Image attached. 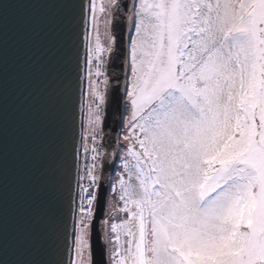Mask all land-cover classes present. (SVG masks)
<instances>
[{
	"label": "snow or ice",
	"instance_id": "snow-or-ice-1",
	"mask_svg": "<svg viewBox=\"0 0 264 264\" xmlns=\"http://www.w3.org/2000/svg\"><path fill=\"white\" fill-rule=\"evenodd\" d=\"M79 43L89 147L75 138L61 264H264V0H89Z\"/></svg>",
	"mask_w": 264,
	"mask_h": 264
},
{
	"label": "water",
	"instance_id": "water-1",
	"mask_svg": "<svg viewBox=\"0 0 264 264\" xmlns=\"http://www.w3.org/2000/svg\"><path fill=\"white\" fill-rule=\"evenodd\" d=\"M81 2L89 0H0V264H61L64 258L73 146L85 119L87 79L75 85ZM117 33L124 34L120 25ZM113 68L120 71L118 58ZM123 117L114 95L103 123L108 152L117 150ZM118 163L105 165L103 191Z\"/></svg>",
	"mask_w": 264,
	"mask_h": 264
},
{
	"label": "rangeland",
	"instance_id": "rangeland-1",
	"mask_svg": "<svg viewBox=\"0 0 264 264\" xmlns=\"http://www.w3.org/2000/svg\"><path fill=\"white\" fill-rule=\"evenodd\" d=\"M96 3L97 5L99 4H105L107 5L109 3V0H96ZM97 20L99 22V30H100V34H101V40L103 42V39H104V16L103 14H100L99 12H97ZM95 33L93 32L91 35H90V41L93 39ZM102 79V78H101ZM92 80H95V77L92 78ZM90 84H91V80H88L87 79V89H86V96H85V99H86V104H85V120H84V131H83V136H84V145L85 147H89L88 145V136H89V126H88V112H89V109L92 105V97L90 95ZM102 87V85H101ZM126 129H124L125 131ZM121 142L124 143V141L121 139ZM97 143H99V140L97 141Z\"/></svg>",
	"mask_w": 264,
	"mask_h": 264
},
{
	"label": "bare ground",
	"instance_id": "bare-ground-1",
	"mask_svg": "<svg viewBox=\"0 0 264 264\" xmlns=\"http://www.w3.org/2000/svg\"><path fill=\"white\" fill-rule=\"evenodd\" d=\"M87 89V88H86ZM86 96V94L84 95V97ZM85 100V99H84Z\"/></svg>",
	"mask_w": 264,
	"mask_h": 264
},
{
	"label": "trees",
	"instance_id": "trees-1",
	"mask_svg": "<svg viewBox=\"0 0 264 264\" xmlns=\"http://www.w3.org/2000/svg\"><path fill=\"white\" fill-rule=\"evenodd\" d=\"M121 144H123L122 142H121ZM114 179V178H113ZM110 198V197H109Z\"/></svg>",
	"mask_w": 264,
	"mask_h": 264
},
{
	"label": "built area",
	"instance_id": "built-area-1",
	"mask_svg": "<svg viewBox=\"0 0 264 264\" xmlns=\"http://www.w3.org/2000/svg\"><path fill=\"white\" fill-rule=\"evenodd\" d=\"M84 166V165H83Z\"/></svg>",
	"mask_w": 264,
	"mask_h": 264
},
{
	"label": "flooded vegetation",
	"instance_id": "flooded-vegetation-1",
	"mask_svg": "<svg viewBox=\"0 0 264 264\" xmlns=\"http://www.w3.org/2000/svg\"><path fill=\"white\" fill-rule=\"evenodd\" d=\"M126 131V130H125Z\"/></svg>",
	"mask_w": 264,
	"mask_h": 264
}]
</instances>
